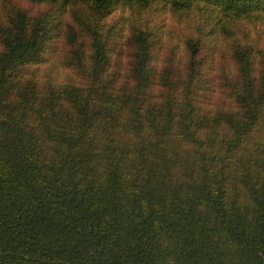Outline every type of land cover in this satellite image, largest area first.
<instances>
[{
    "label": "trees",
    "instance_id": "obj_1",
    "mask_svg": "<svg viewBox=\"0 0 264 264\" xmlns=\"http://www.w3.org/2000/svg\"><path fill=\"white\" fill-rule=\"evenodd\" d=\"M25 1L44 7L0 20V264H264V51L255 67L232 48L209 106L197 41L178 79L154 80L140 30L127 74L111 67L100 21L156 0ZM161 1L264 20V0ZM62 11L86 46H70L75 78L37 87L25 69Z\"/></svg>",
    "mask_w": 264,
    "mask_h": 264
},
{
    "label": "rangeland",
    "instance_id": "obj_2",
    "mask_svg": "<svg viewBox=\"0 0 264 264\" xmlns=\"http://www.w3.org/2000/svg\"><path fill=\"white\" fill-rule=\"evenodd\" d=\"M14 7L31 15L44 6L25 0H0V20L5 19L8 10ZM66 12H60L46 25L48 38L44 42L40 61L25 69L24 76L31 77L37 87H42L47 81L61 84L75 78V72L69 65L70 46H86V38L79 34L74 40H69L71 33L66 29V23H71V19ZM219 19L227 21V24L219 25ZM100 26L98 32L109 50L111 67H117L118 78L127 74L132 61L135 30L143 32L150 42L149 66L154 72V80L167 66L173 70L172 79L181 78L185 72L188 41H197L202 61L199 96L207 99L209 106L219 102L218 98L227 97L222 83L224 78L231 80L236 67L230 57L232 48L251 51L255 67L259 65L260 54L264 51V20L255 23L226 20L221 12H210L202 4L183 13L170 10L161 0H156L140 12L118 5L100 21Z\"/></svg>",
    "mask_w": 264,
    "mask_h": 264
}]
</instances>
